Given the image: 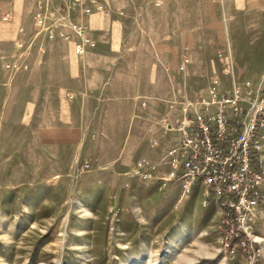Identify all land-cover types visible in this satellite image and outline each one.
I'll list each match as a JSON object with an SVG mask.
<instances>
[{
    "label": "rangeland",
    "instance_id": "1",
    "mask_svg": "<svg viewBox=\"0 0 264 264\" xmlns=\"http://www.w3.org/2000/svg\"><path fill=\"white\" fill-rule=\"evenodd\" d=\"M38 1L0 0V264H264V202L247 222L250 252L230 253L222 215L201 193L169 196L175 181L143 156L153 140L133 135L144 112L167 128L173 108L214 86L254 100L264 86L248 84L264 76V5L115 0L116 13L101 11L112 27L88 25L98 56L78 57L101 65L105 81L80 88L57 54L74 36L45 40L46 52L41 35L30 38ZM153 59L158 87L145 82ZM14 62L27 67H7ZM154 90L160 103L146 95ZM142 159L155 168L137 172Z\"/></svg>",
    "mask_w": 264,
    "mask_h": 264
},
{
    "label": "built area",
    "instance_id": "2",
    "mask_svg": "<svg viewBox=\"0 0 264 264\" xmlns=\"http://www.w3.org/2000/svg\"><path fill=\"white\" fill-rule=\"evenodd\" d=\"M39 0L34 22L40 36L38 47L46 52L47 39L77 37L76 54L83 56L96 41L88 33V25L72 21L80 14L89 17L95 11L110 12L108 0ZM11 15L6 12L3 20ZM69 28V30H68ZM23 48L24 42H17ZM27 67L17 62L7 67ZM182 119L177 126L180 143L172 147L165 159L171 170L168 180H180L185 193L197 183L205 188V196L215 199L222 209V241L230 253L237 249L250 252L247 222L253 209L264 202V86L251 100L236 89L221 93L214 86L208 95L181 105ZM167 126V119H163ZM156 144V142H155ZM155 165L146 159L137 163V172ZM143 175V174H142Z\"/></svg>",
    "mask_w": 264,
    "mask_h": 264
},
{
    "label": "crops",
    "instance_id": "3",
    "mask_svg": "<svg viewBox=\"0 0 264 264\" xmlns=\"http://www.w3.org/2000/svg\"><path fill=\"white\" fill-rule=\"evenodd\" d=\"M238 2H241L243 7L246 5H249L251 7H262L264 5V0H238ZM25 4V3H24ZM112 4L115 5L116 1L115 0H108L107 5L110 8L111 12H115V8L112 7ZM116 6V5H115ZM8 8V6H7ZM36 9V8H35ZM8 12L11 15L10 11H4V13ZM14 14H18L17 9L13 11ZM105 13L101 11H95L91 16L89 17H82L80 14H74L72 16V21H77V22H83L89 25L91 29L94 30H99V29H105L106 27H112L114 25V22L105 17ZM34 23V20H33ZM34 29L35 32L30 36V38H35L36 32H37V26L34 23ZM89 33V32H88ZM91 36V34L89 33ZM94 36L96 39L99 40V34H97L94 31ZM92 37V36H91ZM93 38V37H92ZM95 38H93L95 40ZM77 37H74L73 39L69 41H64L65 46H70V49L67 50L65 49L64 51L57 52L59 56H64L68 60V64L63 67V72H65L68 76V78H74L79 81L78 85L80 88L84 87V84L89 80L91 84L95 85H100L103 81H105V76L102 74L101 65H90V67L87 69V67L84 65H81L80 59L78 58L80 55L74 53L72 51V44L76 42ZM97 43V42H96ZM95 48V47H94ZM94 48H90L88 52L81 56V57H87V56H98V53L94 52L91 53V50ZM158 55L160 58L161 62V47L157 50ZM78 55V56H77ZM101 56V60L103 59V55ZM175 59L172 60V65L175 64ZM150 66V69H148L147 73H145V82L146 85L148 86H161L160 85V79L159 77L155 76L153 73L154 67L158 66L157 60L153 59V61L149 62L148 64ZM48 71L51 70V67H47ZM264 81V76L257 75L254 77L253 81H248V84L253 85L256 89L259 88V85L261 82ZM83 91V90H81ZM256 94V90L254 91ZM258 92V91H257ZM146 95L152 96L154 99L152 100L153 102H159V98L161 100V94L155 92H147ZM151 97V98H152ZM155 100V101H154ZM160 103V102H159ZM179 109H174L173 111L171 110L170 118H173L172 121L169 122V125L167 128H164L162 124L159 123L160 116H156L155 114H151L149 112H144L142 115V118L137 120L134 124L133 127V135L134 136H143L147 137L149 140H153V145L148 144L147 146L143 147L142 152L145 153L143 155L144 157L150 159L152 162H156L158 164V174L161 175V180L165 179V177L169 176V172L171 170V166L169 163V160L165 159V155L167 152L172 148L176 147L180 143L181 135L180 132L177 130L178 124L181 122L182 119V112L178 113ZM181 110H179L180 112ZM162 117V116H161ZM68 132L66 133L67 135L70 134L69 129L67 130ZM156 142V144H155ZM175 182L170 183L169 186L167 187L168 189V194L169 196L172 197H177L181 193L182 189V183L180 180H174ZM164 183V182H163ZM165 185L167 184L166 182L164 183ZM195 191V194H202L203 198H205L206 203L209 204L210 208L212 211H216L219 216L222 215V209L219 205V203L215 199H208L205 196V188L201 183H197L193 190ZM191 191V192H192ZM257 208L255 209L256 212Z\"/></svg>",
    "mask_w": 264,
    "mask_h": 264
},
{
    "label": "bare ground",
    "instance_id": "4",
    "mask_svg": "<svg viewBox=\"0 0 264 264\" xmlns=\"http://www.w3.org/2000/svg\"><path fill=\"white\" fill-rule=\"evenodd\" d=\"M142 176H145V175H142ZM145 177H147V176H145ZM254 212H255V209L252 210V213H254ZM252 213H251V214H252Z\"/></svg>",
    "mask_w": 264,
    "mask_h": 264
}]
</instances>
